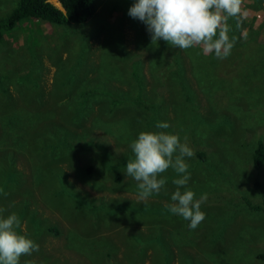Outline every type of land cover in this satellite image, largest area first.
<instances>
[{"label":"rangeland","instance_id":"obj_1","mask_svg":"<svg viewBox=\"0 0 264 264\" xmlns=\"http://www.w3.org/2000/svg\"><path fill=\"white\" fill-rule=\"evenodd\" d=\"M17 2L0 0V18ZM135 2L100 0L84 23L25 20L0 40V208L40 246L20 264H151L154 251L168 264H264V164H252L264 144V0L228 19L236 43L223 60L153 45L128 14ZM158 122L194 152L187 189L207 194L196 229L168 209L174 170L143 202L124 172L131 143Z\"/></svg>","mask_w":264,"mask_h":264},{"label":"clouds","instance_id":"obj_2","mask_svg":"<svg viewBox=\"0 0 264 264\" xmlns=\"http://www.w3.org/2000/svg\"><path fill=\"white\" fill-rule=\"evenodd\" d=\"M241 4L242 0H136L128 14L147 26L153 45L162 39L182 50L200 47L205 54L223 60L231 55L236 43V38L229 36L227 21L240 14ZM155 127L161 131H142L131 143L134 159L126 164V177L137 182L143 202L162 190L166 192L167 179L162 174L174 170L179 178L172 181L176 190L168 209L196 229L205 219L201 205L207 194L197 199L195 192L187 189L191 174L185 158L194 156V152L178 134L163 131L170 127L167 122H158ZM181 188L186 190L182 192ZM4 211L0 208V264H20L22 256L38 252L40 246L17 231L21 220L16 213L4 218Z\"/></svg>","mask_w":264,"mask_h":264},{"label":"trees","instance_id":"obj_3","mask_svg":"<svg viewBox=\"0 0 264 264\" xmlns=\"http://www.w3.org/2000/svg\"><path fill=\"white\" fill-rule=\"evenodd\" d=\"M100 0H58L63 10L54 5L50 0H18L16 6L4 17L0 18V40L4 36L5 31L12 30L25 20H44L54 24L65 23H84L92 17L95 12L96 5ZM252 164L255 168H261L264 164V144L259 141L257 147L252 154ZM264 209V201L261 206ZM54 231L55 228H50ZM137 238V237H136ZM143 243V242H142ZM144 244V243H143ZM154 242H149L150 248L154 246ZM140 245V244H139ZM146 246V245H145ZM145 246L140 245L137 251L138 261L148 256L145 252ZM168 252L166 255H170ZM158 254L159 260L154 259V255ZM167 257L163 252H152L151 264H168L163 262ZM142 260V261H143Z\"/></svg>","mask_w":264,"mask_h":264},{"label":"water","instance_id":"obj_4","mask_svg":"<svg viewBox=\"0 0 264 264\" xmlns=\"http://www.w3.org/2000/svg\"><path fill=\"white\" fill-rule=\"evenodd\" d=\"M62 10H63V8L62 7H60Z\"/></svg>","mask_w":264,"mask_h":264}]
</instances>
